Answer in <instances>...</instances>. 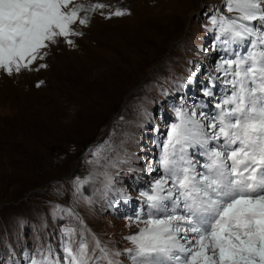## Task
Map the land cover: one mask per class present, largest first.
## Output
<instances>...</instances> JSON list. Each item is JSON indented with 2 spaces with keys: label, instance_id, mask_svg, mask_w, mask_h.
I'll use <instances>...</instances> for the list:
<instances>
[{
  "label": "rangeland",
  "instance_id": "obj_1",
  "mask_svg": "<svg viewBox=\"0 0 264 264\" xmlns=\"http://www.w3.org/2000/svg\"><path fill=\"white\" fill-rule=\"evenodd\" d=\"M76 2L107 7L82 12L80 35L59 38L30 68H0V264L10 253L16 264L62 258L67 229L132 264L126 237L143 223L124 197L163 175L160 142L176 109L215 114L226 94L216 66L232 57L216 48L210 20L226 12L222 0ZM116 9L125 14L110 16Z\"/></svg>",
  "mask_w": 264,
  "mask_h": 264
},
{
  "label": "snow or ice",
  "instance_id": "obj_2",
  "mask_svg": "<svg viewBox=\"0 0 264 264\" xmlns=\"http://www.w3.org/2000/svg\"><path fill=\"white\" fill-rule=\"evenodd\" d=\"M222 3L226 12L217 9L210 20L218 30L216 48L233 57L216 66L226 94L215 103V114L176 109L179 122L160 142L163 175L141 193L147 210L136 220L143 227L126 237L135 245L124 250L132 264H264V0ZM105 7L76 0H0V68L9 75L30 68L59 38L71 44L68 37L80 35L73 26L88 22L82 12ZM124 14L116 9L110 16ZM231 45H247V51ZM204 95L214 93L206 88ZM190 148L199 149L203 162ZM66 231L62 258L32 264H122L115 259L120 252L101 247L99 240L90 249L86 239L76 242L73 230ZM95 249L102 255L90 254Z\"/></svg>",
  "mask_w": 264,
  "mask_h": 264
}]
</instances>
